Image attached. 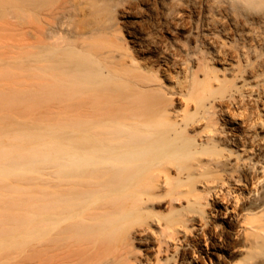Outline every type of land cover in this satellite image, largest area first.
I'll use <instances>...</instances> for the list:
<instances>
[{"label":"bare ground","instance_id":"1","mask_svg":"<svg viewBox=\"0 0 264 264\" xmlns=\"http://www.w3.org/2000/svg\"><path fill=\"white\" fill-rule=\"evenodd\" d=\"M192 1L0 0L47 123L0 133L13 264H264V0Z\"/></svg>","mask_w":264,"mask_h":264},{"label":"rangeland","instance_id":"2","mask_svg":"<svg viewBox=\"0 0 264 264\" xmlns=\"http://www.w3.org/2000/svg\"><path fill=\"white\" fill-rule=\"evenodd\" d=\"M190 8L184 18L192 33L200 37L220 36L221 26L228 21L225 16L210 12L204 0H193ZM18 18L14 17L12 7L0 8V133L2 134H11L14 129L21 126L31 128L47 124L34 120L30 114V103L27 99L31 79L28 68L32 64L30 35L33 23L29 18ZM18 43L20 45H17ZM6 182H16L23 188L29 187L28 177L12 178ZM8 203L10 202L6 199L0 201V210L7 215H13L15 208ZM3 218L5 219L0 217ZM13 255L14 251L0 253L1 257L5 256L8 262L6 264H13Z\"/></svg>","mask_w":264,"mask_h":264}]
</instances>
